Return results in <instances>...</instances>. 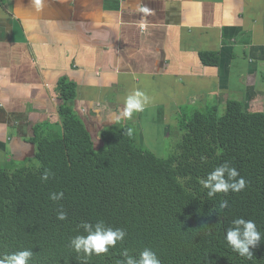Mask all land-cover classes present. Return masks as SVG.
<instances>
[{
  "label": "crops",
  "instance_id": "crops-1",
  "mask_svg": "<svg viewBox=\"0 0 264 264\" xmlns=\"http://www.w3.org/2000/svg\"><path fill=\"white\" fill-rule=\"evenodd\" d=\"M63 78L98 139L131 125L164 156L183 112L264 110V0H0V166L29 165L36 126L61 133ZM135 90L150 103L124 117Z\"/></svg>",
  "mask_w": 264,
  "mask_h": 264
},
{
  "label": "trees",
  "instance_id": "trees-1",
  "mask_svg": "<svg viewBox=\"0 0 264 264\" xmlns=\"http://www.w3.org/2000/svg\"><path fill=\"white\" fill-rule=\"evenodd\" d=\"M201 58L219 64L216 53ZM77 86L60 81L62 132L35 128L39 166H0V254L31 249L30 264H121L125 249L136 256L148 247L161 264H264V110L232 99L224 114L216 105L183 112L181 139L159 156L139 144L131 125L106 128L98 139L73 108ZM225 161L246 187L210 198L200 180ZM45 169L53 173L46 182ZM53 192L63 199L50 200ZM223 200L228 207L221 209ZM61 207L64 221L57 219ZM239 217L261 233L251 259L225 240ZM97 220L124 229V240L106 254H77L69 241L83 233L78 225Z\"/></svg>",
  "mask_w": 264,
  "mask_h": 264
},
{
  "label": "clouds",
  "instance_id": "clouds-1",
  "mask_svg": "<svg viewBox=\"0 0 264 264\" xmlns=\"http://www.w3.org/2000/svg\"><path fill=\"white\" fill-rule=\"evenodd\" d=\"M33 2L37 6H42V0H33ZM109 79L114 78L109 77ZM149 103L148 95L141 90H135L124 99L122 115L131 117L133 112L143 111ZM52 175L53 173L49 169H45L40 178L46 182ZM200 184L207 190V196L210 198L218 193L240 192L246 187L245 179L228 161L215 167L205 178L200 180ZM63 197V192H53L49 195V199L52 201H60ZM219 207L227 208L228 201L223 200ZM57 219L60 221L67 219V213L62 207L57 210ZM78 228L83 229V233L73 236L69 241V246L77 254L83 253L85 257L108 253L110 248H114L126 236L124 229L108 226L103 220H97L95 223L84 221L78 225ZM225 240L239 256L251 259L250 248L255 247L261 241V233L254 221L239 217L233 219L232 225L226 230ZM122 256L124 259L121 264H161L157 254L148 247H145L136 256L129 255L128 250L125 249ZM32 257L31 249H20L0 254V264H30Z\"/></svg>",
  "mask_w": 264,
  "mask_h": 264
},
{
  "label": "rangeland",
  "instance_id": "rangeland-1",
  "mask_svg": "<svg viewBox=\"0 0 264 264\" xmlns=\"http://www.w3.org/2000/svg\"><path fill=\"white\" fill-rule=\"evenodd\" d=\"M220 114H224L223 112H224V108H221L220 109ZM53 129H55V128H53ZM135 130V129H134ZM55 131H57L56 129H55ZM175 131H177L179 134L178 135H176L175 137H170V138H168L167 140H166V146H165V148H166V150H165V155L164 156H167V155H169L170 153H171V150L172 149H174L175 147H176V144H177V142L181 139V136H182V131L179 129V127L176 129V130H174V132ZM58 132V131H57ZM61 132H62V130H61ZM135 132L137 133V137H138V141H139V144L140 145H142L141 144V141H140V139H139V134H140V132H139V130H135ZM173 132V131H172ZM93 138H94V135H93ZM144 147V146H143ZM144 148H147L146 146L144 147ZM147 149H149V150H151L150 148H147ZM152 151V150H151ZM30 160V162H28V164L30 165V166H32V165H37V166H39V161L38 160H36V158H30L29 159ZM23 164V163H22ZM7 167L6 168H9L10 167V165L8 164V165H6Z\"/></svg>",
  "mask_w": 264,
  "mask_h": 264
}]
</instances>
